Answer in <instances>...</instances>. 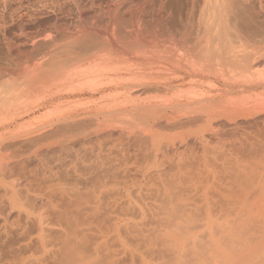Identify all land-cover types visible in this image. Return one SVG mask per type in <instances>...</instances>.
Returning <instances> with one entry per match:
<instances>
[{
    "label": "bare ground",
    "instance_id": "obj_1",
    "mask_svg": "<svg viewBox=\"0 0 264 264\" xmlns=\"http://www.w3.org/2000/svg\"><path fill=\"white\" fill-rule=\"evenodd\" d=\"M263 1L0 0V264H264Z\"/></svg>",
    "mask_w": 264,
    "mask_h": 264
},
{
    "label": "rangeland",
    "instance_id": "obj_2",
    "mask_svg": "<svg viewBox=\"0 0 264 264\" xmlns=\"http://www.w3.org/2000/svg\"><path fill=\"white\" fill-rule=\"evenodd\" d=\"M263 5H264V1H263ZM245 15H246V16H245ZM229 17H230L229 20H230L231 25H232L233 23H234L235 25L238 23V24H237L238 26H237V25H236V26L233 25V26H234L235 28H236V27H239V30H240V32L242 31V33H244L245 31H246V32L250 31L249 28L251 29V31H253V30L255 29L254 27H255L256 25L253 24V22H252V24H251V23L249 24V21H251L249 18H248L247 21H246V18L248 17V14H241V17H240V16L238 15V13H234V15L229 16ZM231 17L234 18V20H232ZM238 19H239V20H238ZM240 19H241V20H240ZM260 19H261V18H260ZM236 20H237V23H236ZM238 21H239V22H238ZM242 21H244V22H242ZM241 22H242V23H241ZM245 22H248L247 25H245ZM244 25H245L246 27H245ZM253 25H255V26L253 27ZM252 28H253V29H252ZM236 29L238 30V28H236ZM242 29H243V30H242ZM1 32H2V29H1ZM1 32H0V58L4 59L5 56H6V48H5V45H4V43H3L2 39H1ZM249 33H250V32H249ZM232 39H233V38H232ZM234 39H235V38H234ZM234 39H233V40H234ZM248 39H249V38H248ZM235 40H236V39H235ZM235 40H234V41H235ZM240 41H242V40H240ZM247 41H250V40H246V42H245V40H244V41L241 42V44H239L240 42L238 43V42L236 41V42H237L236 46H237V47H238V46H239V47H242V46L244 45V43H246V44H245V47L243 46L242 48L245 49V48L247 47L246 50H249L248 47H250V43L247 42ZM250 42H251V41H250ZM251 43H252V42H251ZM234 44H235V43H234ZM242 44H243V45H242ZM247 44H248V45H247ZM240 45H242V46H240ZM209 84L211 85L210 88H212V89L209 88V90H208V92H210L209 94H211V92H212L213 94H219L220 92L223 93V90H221V89H222V88H225V86H224V85L221 86L222 83L219 82V84H218V83L215 82V84H214V82H212V83L209 82ZM212 84H213V85H212ZM242 84H244V85H241V86L239 87V91H241V90L243 89V90L241 91V92H243V94H244V92H248L249 90H251L250 87L252 88V86H251L250 84H249V85H247V84L245 85V83H242ZM214 86H215V87H214ZM216 86H217V87H216ZM246 86H248V87H246ZM213 87H214V88H213ZM245 87H246V88H245ZM244 88H245V89H244ZM247 88H249V90H248ZM258 88H259V89H258ZM260 88H262V89H260ZM214 89H215V90H214ZM219 89H220V90H219ZM246 89H247V90H246ZM252 90H253L254 93H252ZM252 90L249 91V94H250V95H248V93H247V94L245 93V94L242 96V97H244V99H242V101H240V99H241V98H240V97H241V96H240V95H241V92L238 91L237 93H235V96H236V95H237V96H240V97H237V98H240V99H238L239 101H238L237 98H235V96L233 95L234 93H229V94H227L228 97L225 96V97L223 98V99H225V98L227 97L228 100L226 99V100H224L223 102H225V103H226V102L229 103L230 101H233V102H239L238 104H240V105H239L240 107H237V106H236L237 103H236V104L234 103L235 105L233 104V102H231L232 104L230 103L231 106L233 105L232 108H234V107L236 106L237 108H236V107H235V108H236L238 111L240 110L239 112L242 113V114L239 113V112L234 108V109H235V110L233 109V110H234V113H233V115L230 116V117H231V118H230L231 121H232V122H235V123L237 124V129H238L237 134L240 133V131H242V135H241V134H238L239 136H240V135H241V136H240V137H239V136H238V137L236 136V137L239 138V139H241V140H242V138H243V141H244V142L241 141V140H240V141H241L243 144L246 143L245 145H246L247 147L249 146V147H248L249 149L247 148V150H250V149H251V152L253 151L254 154H255V155L253 154V156H254L255 158H257V157L259 158V156H260L261 154L264 153V151H263V150H264V147H261V146L264 145V104H261V105H263L262 107H261V105H260V102H261L260 100H263V101H264V94H263V93H264V92H263V91H264V88H263V87H256V88L253 87ZM257 90H258V92H255V91H257ZM217 91H218V92H217ZM214 92H215V93H214ZM260 92H261V93H260ZM40 93H41V94H42V93H45V94H42V95H41V94H37L35 97L33 96L34 98H33V97H27L26 99H23V100H16V101H13V103H14V102H16V103H18V104L23 103V105H26V107H24V108H27V107H32V106L35 107V106H37V105H39V104H42L43 102H47V101H46V100H47L46 96H47V93H48V92H47L46 90H43V91L40 92ZM256 93H260V94H259L260 96L263 95V96H261L262 99H261V98H260V99L258 98L259 95H258V96L256 95V96H257V97H256V96H255ZM98 95H99V94H95L94 96L97 97ZM232 95H233V98H234L235 100H234L233 98H231ZM245 95H246V96H245ZM247 95H248V97H247ZM252 95H253V96H252ZM38 96H39V97H38ZM83 96H84V95H81L80 97H83ZM86 96H87V95H85L84 97H86ZM229 96H230V99H233V100H230V99H229ZM250 96H252V98H251ZM254 96H255V97H254ZM42 97H43V98H42ZM76 98H77V97H76ZM245 98H246V99L248 98L247 100H248L249 103H254V102H255L253 105L256 106V107H257V105H255V104H256V102H257V103L259 104L258 107H257V108H256V107H253L254 110H253L251 107H250V108H251L252 110H250L249 107H248L249 109H247V106H252V104H248V103L246 104V103H245V100H246ZM253 98H256L259 102H258L256 99H253ZM38 99H40V100H38ZM72 99H73V98H72ZM250 99H251V100H250ZM247 100H246V101H247ZM254 100H255V101H254ZM228 101H229V102H228ZM252 101H254V102H252ZM263 101H262V102H263ZM32 102H33V103H32ZM241 102H244V105L241 106V104H242ZM16 103H15V104H16ZM26 103H28V104H26ZM227 103H226V104H227ZM230 104H228V105L230 106ZM238 104H237V105H238ZM23 105H21V106L23 107ZM28 105H29V106H28ZM245 105H247V106L245 107ZM259 106H260V107H259ZM24 108L21 109V110H24ZM243 110H244V111H243ZM41 111H43V110L41 109ZM245 111H246V112H245ZM247 111H248V112H247ZM258 111H259V112H258ZM235 112H236V113H235ZM237 112H238V113H237ZM251 113H252V114H251ZM235 114H236V117H237V118L235 117ZM250 117H251V118H250ZM241 118H242V119H241ZM244 118H245V120H244ZM247 118H248V119H247ZM246 119H247V121H246ZM234 120H235V121H234ZM238 120H239V122H238ZM240 120H241V121H240ZM243 120H244V121H243ZM249 120H250V121H249ZM248 121H249V122H248ZM237 122H238V123H237ZM240 122H241V123H240ZM242 122H243V123H242ZM244 122H245V123H244ZM256 122H258V123H256ZM239 123H240L241 125H240ZM247 123H248V125H247ZM238 124H239L240 126H239ZM257 124H258V125H257ZM242 125H243V127H242ZM238 126H239L240 128H239ZM252 126H253V127H252ZM254 127H255V128H254ZM245 128H246V129H245ZM239 129H242V130H239ZM247 132H248V133H247ZM249 132H250V133H249ZM245 133H246L247 135H245ZM243 134H244V135H243ZM260 134H261V135H260ZM248 135H249L250 137H249ZM251 136H252V137H251ZM253 136H254V137H253ZM247 137H249V138H247ZM244 138H245V139H244ZM239 139H238V140H239ZM247 140H248L249 142H248ZM250 140H252V141H250ZM253 140H254V141H253ZM259 140H260V141H259ZM261 140H262V141H261ZM246 141H247V142H246ZM255 141H256V142H255ZM251 142H252V143H251ZM259 142H260V143H259ZM247 143H250V144H247ZM254 143L258 146L259 149L257 148V150H256V147H257V146H256ZM253 144H254V145H253ZM261 144H262V145H261ZM250 146H253V147L255 146V148H252V147H250ZM260 148H262V149L260 150ZM255 150H256V151H255ZM260 151H262L263 153L260 152ZM253 152H252V153H253ZM257 152H258V153H257ZM246 153L248 154V152H246ZM249 153H250V152H249ZM256 153H257L258 155H256ZM260 153H261V154H260ZM243 154H245V153L243 152ZM247 154H245V156H249V155H251V153L248 154V155H247ZM259 154H260V155H259ZM260 157H261V156H260Z\"/></svg>",
    "mask_w": 264,
    "mask_h": 264
}]
</instances>
